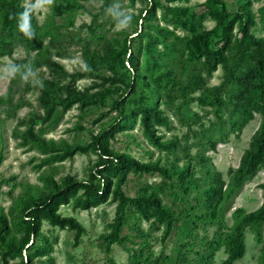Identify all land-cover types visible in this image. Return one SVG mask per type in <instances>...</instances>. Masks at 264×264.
<instances>
[{"label": "rangeland", "instance_id": "374dc122", "mask_svg": "<svg viewBox=\"0 0 264 264\" xmlns=\"http://www.w3.org/2000/svg\"><path fill=\"white\" fill-rule=\"evenodd\" d=\"M4 1L0 0V210L6 214L9 232L16 236L21 233L13 205L25 185L42 186L48 174L55 180L65 175L86 176L96 158L84 147L91 135L115 118L111 103L127 85L128 65L123 66L121 60H126L130 51L138 57L142 72H171L169 97L149 94L137 81L135 95L130 98L149 96V104L158 100L169 119V128L156 127L157 132L163 140L175 138V145L168 150L154 148L138 121L132 123L131 119L122 122L123 129L115 133L109 145L142 162L159 158L161 165L189 164L185 183L176 175L165 179L156 173H128L122 186L130 197L154 192L173 214L171 231L162 239V227L157 222L151 217L142 218L128 206L119 234L124 240L111 244L106 251L101 236L110 230L115 204L109 201L89 210L61 205L58 212L78 220L85 233L73 246L72 231L43 221L40 231L48 249L36 253L31 248V257L37 261L50 255L54 264H221L234 223L262 200L261 171L241 183L235 173L242 152L259 127L260 115L253 113L241 125L243 116L236 107L234 77L246 73L253 58L240 60L237 67L227 61L228 72L217 65L207 76L204 58L224 43L235 46L240 37L236 14L245 9L252 14L249 32L264 38V0H157L153 16L145 10L147 0H54L51 5L46 0H14L6 2V6ZM117 2L132 14L127 30L117 29L108 14L110 6ZM32 5L35 8L30 26L34 35L29 38L19 31L18 23L25 7ZM9 6L16 10L11 23L5 16ZM140 12V18L135 20ZM245 18L243 15L242 21ZM156 25L165 26L169 32L156 33ZM143 30L151 33L152 53L142 50L145 40L139 32ZM126 35L129 42L124 45ZM2 44L7 45L5 49ZM108 56L116 64L114 70L109 66L93 67L89 62L90 58ZM28 63L36 75L25 82L21 74ZM8 64L20 65L14 78L4 76L3 69ZM228 73L233 76L231 82ZM112 74L120 78L101 83L99 76ZM199 76L204 81L195 86L193 80L198 81ZM44 80L56 84L59 96L49 104V116L39 100ZM94 92L102 93L96 101L82 100V95ZM125 106H131L129 99ZM28 129L80 150L61 161L49 159L29 141L25 134ZM217 174L222 179L223 196L212 210L204 190L213 184ZM254 227L244 226V252L232 264H260L264 222L260 226L261 241H257ZM36 244L43 241L37 238ZM8 264H19V258H9Z\"/></svg>", "mask_w": 264, "mask_h": 264}, {"label": "trees", "instance_id": "16d2710c", "mask_svg": "<svg viewBox=\"0 0 264 264\" xmlns=\"http://www.w3.org/2000/svg\"><path fill=\"white\" fill-rule=\"evenodd\" d=\"M12 1L14 0H6L8 4ZM6 2H3L5 6ZM146 3V12L148 11L153 16L157 8V0H147ZM15 14L16 10L9 6L5 11L6 21L9 19V23H11ZM140 14L141 12L135 20L140 18ZM236 15L239 19L240 37L236 40L235 46H232L233 44L227 46L224 43L219 49L205 55V65H203L207 76L215 71L217 65H221L228 72L227 61L237 67L240 66V60L245 61L253 58V63L248 71L234 77L233 81L237 85L238 91L236 107L243 116L241 125L250 120L253 113L260 115V124L252 134L248 148L242 152L240 164L235 173L239 183H241L261 171L262 182L259 187L262 191V200L256 209L243 213L240 219L234 223L233 230L228 237L227 255L221 264H232L242 257L244 252L243 228L245 225H254L256 239L261 241L260 226L264 222V38L254 36L249 32L253 20L248 9ZM243 15L246 18L242 21ZM154 28L156 33L169 32L165 26L156 25ZM230 28L231 25H229ZM139 33L140 37L145 40L142 50L152 53L154 49H152L153 44L150 40L151 33L148 30ZM126 42H129L128 35L123 39L124 45ZM6 46V44H2L4 49ZM124 47L125 52H127V46ZM4 51L7 53L8 49ZM47 62L58 66L55 62L49 60ZM89 62L93 67L109 66L111 70H114L116 66L110 56L97 60L90 58ZM124 63L128 65L126 70L129 71L130 76L121 94L112 100L111 108L116 111L115 118L97 133L91 135L88 144L84 147L96 158L89 167L86 176L76 178L72 175H65L59 180H55L52 175L48 174L43 177L44 184L42 186L25 185L22 194L16 198L13 205L14 215L18 218L17 225L21 228V233L18 236L9 232L6 214L0 210V259L2 264H8V259L15 257L19 258V264H54L50 255H47L44 260L37 261L31 257V248H35L36 253L48 249V245L45 244L47 243L46 238L40 231L43 221L51 227L72 231V244L73 246L77 245L80 236L85 233V228L74 217L60 214L58 208L61 205L70 204L72 209L89 210L109 201L115 204L114 216L109 224L110 230L101 236L106 251L109 250L111 244H119L124 240V237L119 234L126 218L128 206L132 207L142 218L149 219L151 217L153 221L157 222L162 227V239L166 238L171 231L173 214L161 203L160 198L154 192H141L130 197L124 194L122 186L128 173H156L165 179H170L176 175L180 178L181 183H185L187 181L186 176L189 175V164L186 163L178 167L174 163L166 166L160 164L159 158L154 161L142 162L129 153L112 149L109 145V142L114 139L115 133L123 129L122 122L131 119L132 123L135 120L138 121L144 137L154 148L168 150L174 147L175 138L163 140L162 134L157 132L156 127L169 128V119L159 108L158 100H153L149 104V96L142 95L137 99L133 98L137 81H140L141 85L149 91V94L154 93L158 97L163 94L169 97L170 89L167 88V83L170 81L171 72L169 70L142 72L138 66V57L130 51H128L127 59L121 60L123 66ZM99 78L101 83L106 81L113 83L120 76L112 74L111 76H99ZM232 78V74L228 73L230 82ZM203 81L204 79L199 76L198 81L193 80V83L195 86H201ZM55 86L56 84L52 80H44L39 88V100L46 116L50 115L49 104L59 98ZM101 95V92L82 95V100L84 102L96 101ZM131 96L133 97L130 98ZM128 99L131 106L126 107L125 102ZM25 134L30 142L34 143L42 153L47 154L48 158L52 160L61 161L65 158H71L76 151L80 150V148L69 146L66 142L45 139L39 134L33 133L31 129H28ZM1 159L0 155V162ZM204 192L206 198L210 200L209 206L214 210L223 196L222 179L219 174L213 179V184L208 185ZM37 238H40L43 244L37 245ZM215 247L218 248V246ZM260 264H264V247L261 251Z\"/></svg>", "mask_w": 264, "mask_h": 264}, {"label": "clouds", "instance_id": "9594fccd", "mask_svg": "<svg viewBox=\"0 0 264 264\" xmlns=\"http://www.w3.org/2000/svg\"><path fill=\"white\" fill-rule=\"evenodd\" d=\"M54 0H46V3L51 5L53 4ZM35 5L31 7H25V10L20 14V19L18 23V29L22 32L26 37L31 38L34 35V32L31 30L30 26V17L31 12L34 10ZM108 14L111 15L113 20L116 22L117 29L123 31L127 30L132 23V14L130 11L125 10L122 5L117 2L110 6L108 9ZM29 67L27 68L26 72L21 74V78L25 82H29L33 77H35L36 73L32 70L33 66L31 63H28ZM20 65L16 64H8L4 66L3 72L4 76L8 77H15L18 73Z\"/></svg>", "mask_w": 264, "mask_h": 264}]
</instances>
